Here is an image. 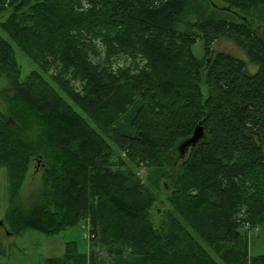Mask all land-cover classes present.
Listing matches in <instances>:
<instances>
[{
  "label": "trees",
  "instance_id": "16d2710c",
  "mask_svg": "<svg viewBox=\"0 0 264 264\" xmlns=\"http://www.w3.org/2000/svg\"><path fill=\"white\" fill-rule=\"evenodd\" d=\"M221 1L246 16L217 19L200 2L184 23L190 0H0L9 227L89 228L88 260L67 243L48 264H99L97 246L116 264H219L211 253L221 264H264L241 231L264 226V37L248 19L264 22V0ZM218 40L256 71L211 55ZM14 47L37 67L25 79ZM197 125L203 138L180 153ZM34 157L42 189L24 206L16 198ZM161 182L168 208L155 227Z\"/></svg>",
  "mask_w": 264,
  "mask_h": 264
},
{
  "label": "rangeland",
  "instance_id": "374dc122",
  "mask_svg": "<svg viewBox=\"0 0 264 264\" xmlns=\"http://www.w3.org/2000/svg\"><path fill=\"white\" fill-rule=\"evenodd\" d=\"M189 1V0H188ZM201 0H190V7H185L183 22H195V16L191 10V6H197ZM201 6L206 14L217 19H226L230 21L239 20L245 13L238 10H232L221 0H205ZM6 15L0 16V22L4 21ZM248 19L256 32L264 37V22L257 13L249 15ZM184 23L178 26L179 31L184 30ZM213 52L228 53L234 57L243 60L247 70L251 73L255 72L257 67L249 62L245 54L237 48L232 42L227 40H218L212 46ZM16 62L19 66L21 77L25 79L37 67L16 47H14ZM192 52L196 58L202 56V43L196 38V43L192 47ZM123 61L120 59L118 65L121 66ZM6 86L5 81L0 77V91ZM205 93V91H204ZM0 110L4 111V106L0 98ZM44 169L43 163L39 157L31 160L29 169L25 175L23 184L17 194L16 202L27 206L34 196L42 189L41 175ZM146 171L139 169L136 174L139 178L145 179ZM160 184V195L158 196L156 205L152 211V220L155 227H158L161 221L162 211L168 208L165 203V193H163V185ZM165 189V187H164ZM9 173L6 168L0 167V264H48L49 259L59 258L64 255L65 244L71 243L77 256L88 260L91 251L88 225L81 221L74 227L66 228L53 236H46L43 233L26 228L20 233L14 234L15 230L9 227L8 207H9ZM248 236V253L249 257L264 255V226L241 230ZM99 264H116L115 257L109 254L104 247L97 246L92 249ZM211 256L219 264L221 262L211 253ZM79 263H81L79 261ZM84 264V263H83ZM130 264V263H128Z\"/></svg>",
  "mask_w": 264,
  "mask_h": 264
},
{
  "label": "water",
  "instance_id": "95a60500",
  "mask_svg": "<svg viewBox=\"0 0 264 264\" xmlns=\"http://www.w3.org/2000/svg\"><path fill=\"white\" fill-rule=\"evenodd\" d=\"M212 54H213V51H212L211 55ZM203 136H204L203 128L201 127V125H197L194 128L191 137L188 138L187 140L181 142V144L179 145V149H178L179 152L183 154L189 148L195 147L197 145V143L203 138Z\"/></svg>",
  "mask_w": 264,
  "mask_h": 264
},
{
  "label": "built area",
  "instance_id": "2783aa9c",
  "mask_svg": "<svg viewBox=\"0 0 264 264\" xmlns=\"http://www.w3.org/2000/svg\"><path fill=\"white\" fill-rule=\"evenodd\" d=\"M244 227H245V228H247V229H249V228H250L248 225H245Z\"/></svg>",
  "mask_w": 264,
  "mask_h": 264
}]
</instances>
